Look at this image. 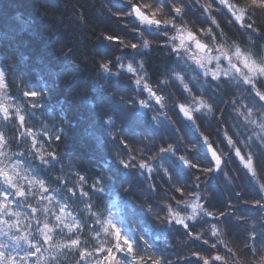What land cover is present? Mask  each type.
<instances>
[{
  "label": "clouds",
  "instance_id": "1",
  "mask_svg": "<svg viewBox=\"0 0 264 264\" xmlns=\"http://www.w3.org/2000/svg\"><path fill=\"white\" fill-rule=\"evenodd\" d=\"M97 12L124 31H98L114 54L79 97L54 99L76 60L62 76L0 45V264H264V0Z\"/></svg>",
  "mask_w": 264,
  "mask_h": 264
},
{
  "label": "trees",
  "instance_id": "2",
  "mask_svg": "<svg viewBox=\"0 0 264 264\" xmlns=\"http://www.w3.org/2000/svg\"><path fill=\"white\" fill-rule=\"evenodd\" d=\"M105 3L113 7L118 6V0H0V32L8 15L16 10L22 14L19 27L24 33L15 39L7 40L0 35V45L7 48L13 56L27 55L30 68L47 65L61 72L62 76H71L74 70L68 64V59L76 60L81 65V70L75 79L61 83L54 99L58 100L62 96L79 97L80 90L88 86L92 77L95 57H110L114 54V46L97 38L98 31L104 30L114 35L124 31L110 17L98 14L97 9ZM77 9H80L85 17L83 25L76 18ZM69 47L72 51L61 59L62 53ZM125 53L124 56H129ZM37 60L41 61V64H37ZM149 66L155 72L159 69V61ZM29 78L34 80V77ZM186 134L191 136L190 129ZM78 141L79 137L74 136L72 147L82 160H86L91 151L90 146H81ZM164 159L174 170L179 171L175 161L168 157ZM210 188L214 190L217 199L222 201V190L215 178L210 182ZM113 195L118 193L110 192L109 198Z\"/></svg>",
  "mask_w": 264,
  "mask_h": 264
},
{
  "label": "rangeland",
  "instance_id": "3",
  "mask_svg": "<svg viewBox=\"0 0 264 264\" xmlns=\"http://www.w3.org/2000/svg\"><path fill=\"white\" fill-rule=\"evenodd\" d=\"M125 55H131L130 53L126 52ZM111 199V198H110ZM115 206V205H114Z\"/></svg>",
  "mask_w": 264,
  "mask_h": 264
}]
</instances>
